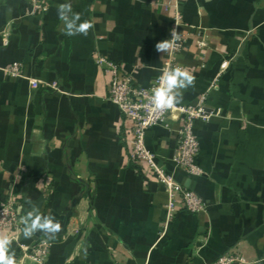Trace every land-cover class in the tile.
<instances>
[{
	"label": "crops",
	"instance_id": "1",
	"mask_svg": "<svg viewBox=\"0 0 264 264\" xmlns=\"http://www.w3.org/2000/svg\"><path fill=\"white\" fill-rule=\"evenodd\" d=\"M48 2L34 16L26 0H0V205L13 198L22 217L35 205L61 224L52 237L20 233L9 246L16 264H35L29 248L42 239L52 243L49 264H211L228 253L264 264V0L179 2L185 45L177 61L193 84L146 144L207 210L180 207L171 218L164 188L130 160L132 124L109 101L112 75L98 60L150 85L170 53L156 45L175 27V8ZM65 2L89 24L86 35L64 34L57 7ZM15 62L21 77L6 73ZM32 80L42 84L34 89ZM204 93L218 114L195 122L205 174L188 177L172 162L177 108Z\"/></svg>",
	"mask_w": 264,
	"mask_h": 264
},
{
	"label": "built area",
	"instance_id": "2",
	"mask_svg": "<svg viewBox=\"0 0 264 264\" xmlns=\"http://www.w3.org/2000/svg\"><path fill=\"white\" fill-rule=\"evenodd\" d=\"M30 6V14H46L49 11L48 0H26ZM181 0H156V5L164 8H175V27L169 32L168 39L172 38L175 31V39L171 40L169 56L164 63L161 72L167 68H181L177 58L182 52L185 39L179 34L178 26L182 23V15L179 9ZM5 45L8 42L5 41ZM98 63L105 65L112 75L109 84V101L115 105L125 118L131 122L132 130L130 132V160L136 166L144 168L146 172L153 174L159 184L164 188L168 196L167 212L171 218L176 211L183 207L192 214L206 212L207 204L195 192L184 187L174 174L156 162V156L148 149L146 144L147 132L156 126L168 127V119L175 106L171 109L156 110L150 103L153 89L158 86L159 76L150 85L141 86L137 84L131 75L120 73L116 64L104 59H99ZM228 63L224 62L223 69L227 68ZM185 70V69H184ZM6 73L12 77H21L23 75L22 64L13 63L6 69ZM42 82L32 80V87L39 88ZM51 88L57 89L56 83H51ZM215 85L212 86L214 88ZM208 93H204L196 104L181 106L177 110L181 115L182 125L179 130V139L174 151L172 162L175 167L188 177H202L205 172L198 163L200 153V142L195 133V122L198 120L209 121L212 117L217 116L218 111H208L206 102ZM22 219L21 205L17 200L11 198L7 203L0 205V236H8L12 242L18 241ZM52 243L46 239L37 241L29 248L31 257L35 264H49V256ZM211 264H246L243 257L235 253H228Z\"/></svg>",
	"mask_w": 264,
	"mask_h": 264
},
{
	"label": "clouds",
	"instance_id": "3",
	"mask_svg": "<svg viewBox=\"0 0 264 264\" xmlns=\"http://www.w3.org/2000/svg\"><path fill=\"white\" fill-rule=\"evenodd\" d=\"M58 18L64 24V34L68 36L87 34L89 24L81 21L80 15L72 11L70 3H61L57 7ZM175 39V31L172 38L164 40L156 45L158 51H167L171 47V40ZM159 83L153 89L150 103L156 110L171 109L182 99L180 89H186L193 84V77L179 67L172 70L165 68L160 76ZM20 232L24 239H31L37 232L52 237L61 229V224L50 216H42L39 207L33 205L31 210L21 219ZM11 239L8 236H0V264H16L14 254L9 253Z\"/></svg>",
	"mask_w": 264,
	"mask_h": 264
}]
</instances>
